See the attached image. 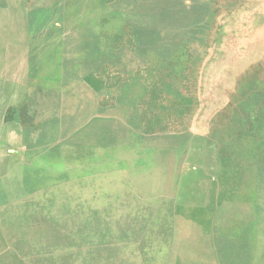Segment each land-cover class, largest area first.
Segmentation results:
<instances>
[{"label":"rangeland","instance_id":"obj_1","mask_svg":"<svg viewBox=\"0 0 264 264\" xmlns=\"http://www.w3.org/2000/svg\"><path fill=\"white\" fill-rule=\"evenodd\" d=\"M203 15L135 58V0H0V264H264V0Z\"/></svg>","mask_w":264,"mask_h":264},{"label":"crops","instance_id":"obj_2","mask_svg":"<svg viewBox=\"0 0 264 264\" xmlns=\"http://www.w3.org/2000/svg\"><path fill=\"white\" fill-rule=\"evenodd\" d=\"M209 0H135V58H149L156 55L160 49L170 43L171 49L179 47L182 43L192 40L198 34V26L203 27V10ZM146 91L143 83L135 82V111ZM155 160V159H154ZM156 161V160H155ZM150 161L141 173L142 179L136 185L150 187V192L161 194L171 191L173 185L164 189L172 174H166L164 165H155ZM0 163V172L2 171ZM2 173H0V177ZM5 176V173L3 174ZM173 190L170 192L172 194ZM169 194V193H167ZM172 196V195H171ZM168 212V213H167ZM165 217L172 216V211L167 210ZM159 235L161 241L153 239L152 249L174 246L173 240L166 242L161 238L160 232L154 228L149 231ZM163 247V248H161Z\"/></svg>","mask_w":264,"mask_h":264}]
</instances>
